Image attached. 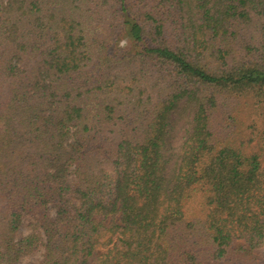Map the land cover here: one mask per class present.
Returning a JSON list of instances; mask_svg holds the SVG:
<instances>
[{
	"label": "trees",
	"instance_id": "obj_1",
	"mask_svg": "<svg viewBox=\"0 0 264 264\" xmlns=\"http://www.w3.org/2000/svg\"><path fill=\"white\" fill-rule=\"evenodd\" d=\"M39 251L264 264V0H0V264Z\"/></svg>",
	"mask_w": 264,
	"mask_h": 264
},
{
	"label": "rangeland",
	"instance_id": "obj_2",
	"mask_svg": "<svg viewBox=\"0 0 264 264\" xmlns=\"http://www.w3.org/2000/svg\"><path fill=\"white\" fill-rule=\"evenodd\" d=\"M23 232H26V229H22ZM42 251L36 252L33 255H29L24 257L20 264H33L36 263L39 259H41Z\"/></svg>",
	"mask_w": 264,
	"mask_h": 264
},
{
	"label": "clouds",
	"instance_id": "obj_3",
	"mask_svg": "<svg viewBox=\"0 0 264 264\" xmlns=\"http://www.w3.org/2000/svg\"><path fill=\"white\" fill-rule=\"evenodd\" d=\"M126 44H127V41H126V40H121L119 46H120L121 48H123V47L126 46Z\"/></svg>",
	"mask_w": 264,
	"mask_h": 264
}]
</instances>
